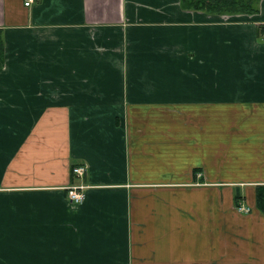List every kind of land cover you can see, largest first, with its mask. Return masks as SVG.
Listing matches in <instances>:
<instances>
[{"label": "crops", "instance_id": "obj_1", "mask_svg": "<svg viewBox=\"0 0 264 264\" xmlns=\"http://www.w3.org/2000/svg\"><path fill=\"white\" fill-rule=\"evenodd\" d=\"M24 2L0 0V264H264V0Z\"/></svg>", "mask_w": 264, "mask_h": 264}, {"label": "trees", "instance_id": "obj_2", "mask_svg": "<svg viewBox=\"0 0 264 264\" xmlns=\"http://www.w3.org/2000/svg\"><path fill=\"white\" fill-rule=\"evenodd\" d=\"M261 0H181L185 10L201 11L214 15H253L259 12ZM260 35H264V25L258 27ZM257 208L264 213V186L258 187ZM240 195L236 194L239 202Z\"/></svg>", "mask_w": 264, "mask_h": 264}, {"label": "built area", "instance_id": "obj_3", "mask_svg": "<svg viewBox=\"0 0 264 264\" xmlns=\"http://www.w3.org/2000/svg\"><path fill=\"white\" fill-rule=\"evenodd\" d=\"M36 0H25L24 5L26 7H30ZM73 173L77 177H84L86 174V167L84 166H78L73 168ZM85 185H73L70 186L67 189V198L68 201L74 203V204H81L83 203L86 197V188ZM249 211V209L247 210Z\"/></svg>", "mask_w": 264, "mask_h": 264}]
</instances>
